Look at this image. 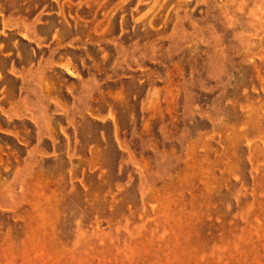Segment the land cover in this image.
<instances>
[{
	"label": "rangeland",
	"instance_id": "374dc122",
	"mask_svg": "<svg viewBox=\"0 0 264 264\" xmlns=\"http://www.w3.org/2000/svg\"><path fill=\"white\" fill-rule=\"evenodd\" d=\"M0 264H264V0H0Z\"/></svg>",
	"mask_w": 264,
	"mask_h": 264
}]
</instances>
